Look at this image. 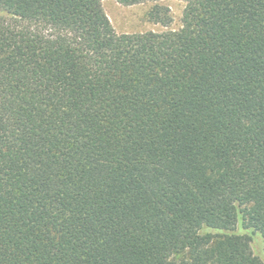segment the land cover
<instances>
[{"label": "trees", "instance_id": "1", "mask_svg": "<svg viewBox=\"0 0 264 264\" xmlns=\"http://www.w3.org/2000/svg\"><path fill=\"white\" fill-rule=\"evenodd\" d=\"M102 1L0 0V264H264V0Z\"/></svg>", "mask_w": 264, "mask_h": 264}, {"label": "rangeland", "instance_id": "2", "mask_svg": "<svg viewBox=\"0 0 264 264\" xmlns=\"http://www.w3.org/2000/svg\"><path fill=\"white\" fill-rule=\"evenodd\" d=\"M155 4L166 6L169 9L171 19L167 26L149 19L148 12ZM185 4L183 0L146 1L133 5H123L117 0L102 1L107 16L119 34L146 31L162 32L168 29H178L181 27ZM252 244L254 252L263 257L259 238L255 242L253 241ZM261 259L263 260V258Z\"/></svg>", "mask_w": 264, "mask_h": 264}]
</instances>
